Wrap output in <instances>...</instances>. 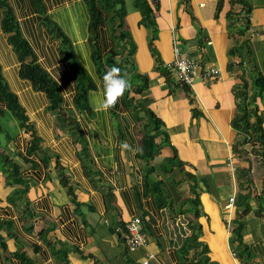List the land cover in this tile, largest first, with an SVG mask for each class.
<instances>
[{"label": "crops", "instance_id": "1", "mask_svg": "<svg viewBox=\"0 0 264 264\" xmlns=\"http://www.w3.org/2000/svg\"><path fill=\"white\" fill-rule=\"evenodd\" d=\"M146 1L154 9L156 34L142 23L138 4L130 0L128 8L125 1L128 13L122 29L129 33L134 52L121 74L130 77L132 87L108 110L99 108L103 80L94 51L103 58L119 51L117 67L129 50L123 54L118 32L106 26L99 27L94 46L85 0H44L47 16L67 37L92 85L84 107L76 102L80 83L61 57V39L42 23L28 0H9L37 62L59 86L62 102L55 111L46 93L20 76L21 62L2 30L0 10V66L28 117V127L19 123L16 136H7L0 160L3 155L20 166L30 210L25 218L21 202H8L21 186L8 183L0 163V221L6 223L0 230V264H142L149 255V264H185L201 251L182 253L192 234L194 216L186 205L193 195L192 175L199 197V242L207 247L210 261L242 264L231 226L244 207L229 203L243 194L250 197L243 240L251 264H264V160L250 152L235 154L233 145L240 137L232 126L240 77H264V0H224L220 11L218 0ZM176 47L203 65L215 66L220 74L209 81L196 79L190 88L178 85L170 74V85L165 67L175 59ZM111 67L105 65L106 71ZM257 105L264 127V95ZM146 110L162 121L168 135L149 164L151 174L140 157L149 122L141 113L147 115ZM35 138L39 142L33 149ZM173 155L175 160L165 166ZM58 167L75 201L61 184ZM157 181L165 194L159 202L153 187ZM137 216L148 243L129 252L115 229ZM181 216L189 220L188 229L175 224Z\"/></svg>", "mask_w": 264, "mask_h": 264}, {"label": "trees", "instance_id": "2", "mask_svg": "<svg viewBox=\"0 0 264 264\" xmlns=\"http://www.w3.org/2000/svg\"><path fill=\"white\" fill-rule=\"evenodd\" d=\"M90 15L89 22V33L90 40L97 47L98 39V29L100 26H106L112 33H117L116 39L120 43H124L122 47L123 54L125 50L128 51V58L123 64H118L117 67L125 69V65L129 64V59L134 52V44L132 45V40L127 31L123 30L125 17L128 13L126 8L125 0H85ZM30 5L34 10L40 15V19L44 25L53 33L56 37L61 39V57L68 61L73 68L76 78L79 80V91L77 96V104L84 107L87 104V93L88 88L92 85L86 82L88 79L87 74L81 63L76 58L73 50L71 49L70 42L64 33L59 29V27L47 16V7L44 0H28ZM138 4L143 20L142 23L151 28L156 34L155 20H154V9L151 7L149 2L146 0H134ZM224 0H218V11L222 9ZM0 10L4 13V18L2 20V30L7 33L9 44L12 46L18 58L21 62L20 66V76L23 79L28 80L32 83L35 90H40L46 93L48 99L51 103V110L55 111L61 108V94L57 82L45 71L40 64L37 62V57L32 50L31 45L22 35L19 23L13 13V9L10 5L9 0H0ZM154 36L152 35V40ZM153 41H151L152 51L155 53V48L153 46ZM69 47L67 53L63 51L64 46ZM96 49V48H95ZM239 49H235L234 53ZM67 54L70 56H67ZM119 51H112L106 58H103L98 54L97 50L94 51V60L100 70V74L103 75L106 72L105 65L116 66V56ZM124 61V58H123ZM167 82L174 85L173 78L166 72ZM137 78V77H136ZM241 83L237 85L234 97L236 99V109L237 113L232 121L233 128L237 131L238 139L234 145L233 149L235 154L246 155L249 152L254 155V157L264 160V127L263 121L259 114V107L257 105V100L259 97L264 95V77L260 73H254L250 80L241 76ZM85 80V81H84ZM135 80V77H133ZM178 85H180L178 83ZM188 88V87H185ZM188 92V90H186ZM0 102L3 104V109L0 108V113L2 115L9 111L11 115L17 119L20 126L28 127L27 121L28 117L25 114L23 107L21 106L18 96L10 89L9 85L5 81L0 66ZM148 116V125L141 137V149L140 157L149 166L150 174L153 172L150 162L154 160L156 156L160 154L161 149L167 144L168 135L164 132L162 128V121L151 111L146 110ZM159 136H163L164 140L158 143L156 139ZM38 139H33L32 145L33 149L37 148ZM175 153V151H174ZM175 160L173 155L170 159L165 161V166L171 165ZM0 163H2V169L6 174V178L9 184L14 183L21 186L19 189L15 190L9 197L8 202L15 204L16 202H21L24 210L25 218L30 215L29 204L26 198L28 192V185L26 181L20 175V166L10 160L8 157L1 155ZM59 168V167H58ZM166 169V168H165ZM168 172V170L166 169ZM59 175L61 184L67 189V192L72 196L73 201H75V196L72 192L71 186L67 181L66 175L59 168ZM192 198L188 199L186 205L189 206L188 211L194 216L191 222L192 234L187 237L183 243L182 253L187 254L188 250H195L201 248L200 252H196L192 255V260L186 259L185 264H213L208 257V249L201 242H199V236L201 234V226L197 223V218L199 216V197L196 193V180L194 175H192ZM156 188L155 194L158 197V202L163 198L165 200V194L162 189V182L157 181L153 186ZM152 187V188H153ZM249 196L239 194L235 200L234 205L238 207H244L243 210L238 212V218L235 221V225L231 226V232L233 235V243L236 244V257L241 261L242 264H251L252 255L249 251L247 245H245L242 232L245 224V217L250 211L249 206ZM6 225L3 221H0V230Z\"/></svg>", "mask_w": 264, "mask_h": 264}, {"label": "built area", "instance_id": "3", "mask_svg": "<svg viewBox=\"0 0 264 264\" xmlns=\"http://www.w3.org/2000/svg\"><path fill=\"white\" fill-rule=\"evenodd\" d=\"M251 14L247 15V22L250 23ZM251 33L256 34L255 30L252 29ZM175 59L166 65V70L171 74L174 80L186 87L190 88L196 79L209 81L216 78L220 71L212 65H203L197 62L195 59L189 57L186 53L182 52L179 47L175 49ZM234 200H231L229 206H232ZM176 225L184 226L188 229L189 220L178 217L175 222ZM116 232L121 233L124 240L125 246L129 252L136 251L138 248L146 246L148 243V238L143 229V222L140 217H134L128 220L123 226L116 227ZM187 232H189L187 230ZM152 258L151 255L148 256L142 264H149V260ZM128 264V263H121Z\"/></svg>", "mask_w": 264, "mask_h": 264}, {"label": "clouds", "instance_id": "4", "mask_svg": "<svg viewBox=\"0 0 264 264\" xmlns=\"http://www.w3.org/2000/svg\"><path fill=\"white\" fill-rule=\"evenodd\" d=\"M102 80V100L99 103V108L102 110L115 107L125 92L132 87L130 80L126 78V74L122 75L121 69L116 66L109 68L103 75Z\"/></svg>", "mask_w": 264, "mask_h": 264}, {"label": "rangeland", "instance_id": "5", "mask_svg": "<svg viewBox=\"0 0 264 264\" xmlns=\"http://www.w3.org/2000/svg\"><path fill=\"white\" fill-rule=\"evenodd\" d=\"M125 1H127L128 3L127 7L129 8L130 0H125ZM63 51L67 53V51H69V47L65 45ZM67 56L69 55L67 54ZM129 80L131 82L130 77H129ZM141 116H143L145 121L147 120V115H145L144 112L141 113ZM18 124H19V121L15 119L9 111L4 113L3 115L2 113H0V143H1L0 148L3 147V145L5 144L8 135L13 138L16 136L18 132Z\"/></svg>", "mask_w": 264, "mask_h": 264}]
</instances>
